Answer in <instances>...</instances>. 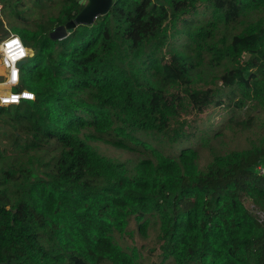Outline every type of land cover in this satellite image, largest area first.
I'll return each instance as SVG.
<instances>
[{"label": "trees", "instance_id": "trees-1", "mask_svg": "<svg viewBox=\"0 0 264 264\" xmlns=\"http://www.w3.org/2000/svg\"><path fill=\"white\" fill-rule=\"evenodd\" d=\"M79 1L64 0L58 17L16 33L34 56L13 91L28 89L36 100L0 107L9 129L2 138L15 155L8 157L0 146V264H135L128 254L116 259L111 237L129 227L133 216L160 221L164 260L264 264V222L248 209L256 203L264 210V178L256 172L264 161V141L252 150L216 155L197 170L182 168L194 166L192 149L176 156L158 153L156 163L148 159L132 167L100 155L81 135L91 131L93 139L131 151L149 149L141 135L184 144L191 134L171 126L187 109L186 99L168 88L191 84L200 66L229 62L222 80L233 107L242 111L252 102L264 108V21L232 31L263 12L264 0H114L109 14L92 26L52 40L57 27L83 10ZM200 5L215 20L188 33L194 55L158 60L168 31ZM146 61L153 76L142 68ZM216 98L213 90L187 93L200 114ZM253 122L251 115L243 120ZM40 194L62 212L48 214ZM84 221L94 225V238L87 241L70 227Z\"/></svg>", "mask_w": 264, "mask_h": 264}, {"label": "rangeland", "instance_id": "rangeland-1", "mask_svg": "<svg viewBox=\"0 0 264 264\" xmlns=\"http://www.w3.org/2000/svg\"><path fill=\"white\" fill-rule=\"evenodd\" d=\"M0 6L2 8L0 10V18H3L5 21L7 30L16 34L21 27L34 30L38 23H48L49 20L58 17L64 7V0H0ZM214 20L213 14L204 5L198 6L195 13L183 17L176 26H172L168 31V41L162 50L156 52V58L161 61L166 58L169 61L174 54L181 56L194 55L188 33L202 23ZM259 20L264 21V11L251 14L244 24L238 25L232 31L234 33L242 32L244 27L250 22H257ZM221 30L218 31V38L220 37ZM32 53L34 56L33 51ZM29 59L24 67L25 75L32 68ZM228 63H224L219 68L200 66L192 76L191 84L188 86L174 84L168 88L171 93L181 94L186 99L185 105L187 109L182 111L180 117L172 119L171 126L172 130L176 133L191 134L190 139L182 145L168 142L167 138L162 135H141L148 142V145H150L149 149L131 151L119 148L105 141L95 140L91 137V131L85 130L81 135L89 141V144L100 155L111 161L127 163L132 167H137L142 161L148 159L156 163L155 155L158 153L166 156L169 154L176 156L184 150L192 149L197 152L194 166L188 167L182 165V168L204 170L216 155H227L233 151H246L261 147L264 141V108L252 102H248L242 111H238L233 107L230 98L226 96L230 94L231 89L224 87L222 80L228 68L232 67ZM142 68L147 75H154L155 70L151 67L150 62L146 61V65H143ZM154 79L156 80L157 76ZM5 84L6 77L3 72L0 56V85L1 89H3L0 94L9 91V89L5 90ZM207 90H213L217 94V98L212 105L200 114L194 111L188 104L187 93L193 91L204 92ZM218 102H222L221 105H216ZM249 115L254 118L252 125L243 123L244 118ZM5 127L0 119V146L1 149L7 150L8 157H14V150L10 141L8 139L3 140L2 138L9 131ZM4 167L6 166L4 165ZM38 202L53 217L62 212L61 209L54 207L52 201L42 194L38 195ZM248 209L259 220L260 217L264 219V210L261 206L254 203L249 205ZM147 220L149 224L146 226V230L143 231L140 226ZM70 227L75 236L84 241H87L88 238H94V225L91 223L87 224L84 221L83 226L80 223H72ZM160 234L161 223L157 218L149 216L146 219L138 221L135 216L131 217L129 227L122 231L114 230L111 233L113 244L118 247L119 251L116 259L124 260L125 258H121L122 255L128 254L137 259L134 261L135 264H175L173 259H162L161 243L158 240ZM65 237L69 241L72 239L70 234L65 235ZM103 264L112 263L103 262Z\"/></svg>", "mask_w": 264, "mask_h": 264}, {"label": "built area", "instance_id": "built-area-1", "mask_svg": "<svg viewBox=\"0 0 264 264\" xmlns=\"http://www.w3.org/2000/svg\"><path fill=\"white\" fill-rule=\"evenodd\" d=\"M0 56L6 84L9 87L8 92L0 94V107L17 106L24 101H35V94L28 89L13 91V88L20 85L26 65L19 67V64L25 60L28 61L33 56L32 51L24 45L18 35L9 30L8 34L0 40ZM256 172L259 177L264 178V161L257 165ZM259 221L264 222L263 217H260Z\"/></svg>", "mask_w": 264, "mask_h": 264}, {"label": "water", "instance_id": "water-1", "mask_svg": "<svg viewBox=\"0 0 264 264\" xmlns=\"http://www.w3.org/2000/svg\"><path fill=\"white\" fill-rule=\"evenodd\" d=\"M80 5H84L83 10L76 18L65 25L57 27L51 34L52 40H63L72 34L79 26H92L100 17L109 14L114 6V0H80ZM5 21L0 18V39L8 34ZM28 61L25 60L19 64V67L25 65Z\"/></svg>", "mask_w": 264, "mask_h": 264}, {"label": "crops", "instance_id": "crops-1", "mask_svg": "<svg viewBox=\"0 0 264 264\" xmlns=\"http://www.w3.org/2000/svg\"><path fill=\"white\" fill-rule=\"evenodd\" d=\"M3 72H4V70H3ZM4 88H5V90H8L9 89V87L8 86H5V85H4ZM1 90H3V89H1V85H0V93H1Z\"/></svg>", "mask_w": 264, "mask_h": 264}, {"label": "bare ground", "instance_id": "bare-ground-1", "mask_svg": "<svg viewBox=\"0 0 264 264\" xmlns=\"http://www.w3.org/2000/svg\"><path fill=\"white\" fill-rule=\"evenodd\" d=\"M5 86H8V84H5Z\"/></svg>", "mask_w": 264, "mask_h": 264}]
</instances>
